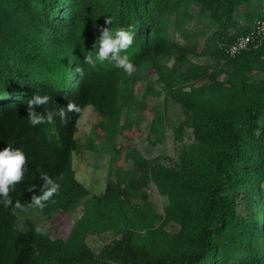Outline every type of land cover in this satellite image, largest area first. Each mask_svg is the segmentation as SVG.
<instances>
[{"label": "trees", "instance_id": "obj_1", "mask_svg": "<svg viewBox=\"0 0 264 264\" xmlns=\"http://www.w3.org/2000/svg\"><path fill=\"white\" fill-rule=\"evenodd\" d=\"M191 1L215 24L206 41L224 59L223 80L188 61L190 49L172 39L169 25L181 24L173 0H0V148L11 143L26 156L24 178L9 192L13 203H0V264H264V76L250 74L264 41L232 57L224 50L263 9L252 0ZM101 27L135 32L127 50L133 71L154 65L193 140L177 166L134 159L140 176L110 171L104 191L80 203L89 191L75 178L72 156L85 106L117 122L137 102L123 70L83 62ZM176 52L181 72L170 83L156 58ZM194 80L208 83L193 88ZM35 92L49 95L34 110H56L54 125L28 123L26 100ZM69 102L79 111L63 120L58 111ZM41 173L60 188L38 208L30 202L42 191ZM148 183L166 199L163 216L152 210ZM17 200L47 215L80 204L82 212L63 239L43 226L17 229Z\"/></svg>", "mask_w": 264, "mask_h": 264}, {"label": "rangeland", "instance_id": "obj_2", "mask_svg": "<svg viewBox=\"0 0 264 264\" xmlns=\"http://www.w3.org/2000/svg\"><path fill=\"white\" fill-rule=\"evenodd\" d=\"M252 3L264 9V0H252ZM173 5L176 10L174 16L181 24L178 30L173 28L172 23L169 25L172 39L190 49L186 53L188 61L205 66L216 75V80H223L226 67L224 59L218 57L206 41L215 30V24L194 1L173 0ZM173 20L171 16L170 21ZM255 20V17L250 19L251 27ZM177 55L176 52L156 58L163 77L170 83H176L181 72ZM258 59L261 61L258 63L260 67L252 69L250 73L254 78L264 76V54H260ZM128 83L137 102L117 122L100 115L93 105H86L77 121V148L73 152L72 166L75 178L89 191V195L83 197L80 203L104 191L110 171L120 178L127 171L140 176L134 159L158 158L162 164L177 166L182 150L193 140L191 128L185 124L179 126L184 120L182 107L172 100L165 86L159 82L157 70L151 62L145 61L134 70L128 77ZM188 83H193L190 85L196 88L208 81L194 80ZM156 117L159 118L157 123L151 124ZM144 188L152 210L163 216L165 197L157 192L152 183L144 185ZM13 212L17 229L25 230L31 225L43 226L53 237L64 239L72 222L80 216L82 205L68 214L54 211L47 215L27 205L14 207ZM93 244L97 247L95 242Z\"/></svg>", "mask_w": 264, "mask_h": 264}, {"label": "clouds", "instance_id": "obj_3", "mask_svg": "<svg viewBox=\"0 0 264 264\" xmlns=\"http://www.w3.org/2000/svg\"><path fill=\"white\" fill-rule=\"evenodd\" d=\"M105 24H112L110 19H105ZM135 32L124 27H101L99 37L94 41L92 50L86 52L83 56L84 64L91 68H96L98 65H103L105 62L111 63L116 68L123 70L127 75H131L134 69V64L129 58L127 50L132 46ZM28 123L32 126L48 124L54 125L53 117L57 114L56 110L44 111L37 113L34 108H41L47 105L49 101L48 94H39L35 92L26 100ZM76 110L79 108L69 102L67 107L60 109L58 114L64 120L66 111ZM26 156L22 149L13 147L11 143L3 148H0V203L8 206L13 203L9 199L10 190L20 183L25 174ZM44 180L42 191L39 195H33L30 204L43 208L45 202L54 196L59 191L60 184L51 176L41 173ZM16 208H22L19 200L15 201ZM39 227L36 232H40Z\"/></svg>", "mask_w": 264, "mask_h": 264}, {"label": "built area", "instance_id": "obj_4", "mask_svg": "<svg viewBox=\"0 0 264 264\" xmlns=\"http://www.w3.org/2000/svg\"><path fill=\"white\" fill-rule=\"evenodd\" d=\"M264 41V9L262 17L255 21L251 30L241 36L236 37L224 50L225 53L232 57L241 50L257 48L262 45Z\"/></svg>", "mask_w": 264, "mask_h": 264}]
</instances>
